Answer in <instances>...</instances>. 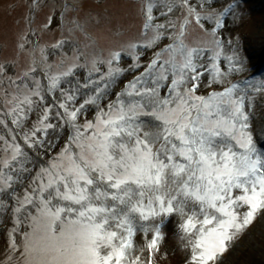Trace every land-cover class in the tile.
Returning a JSON list of instances; mask_svg holds the SVG:
<instances>
[{"label":"snow or ice","instance_id":"6c2138e0","mask_svg":"<svg viewBox=\"0 0 264 264\" xmlns=\"http://www.w3.org/2000/svg\"><path fill=\"white\" fill-rule=\"evenodd\" d=\"M176 7L187 9L176 39L155 52L141 75L109 101L106 109L100 102L108 83L123 71L118 64L122 54L126 52L136 61L134 67L139 66L136 42L122 44L106 57L94 55L90 61L76 56L74 63L58 73H52L41 49L44 67L40 71L47 83L35 79V67L24 73L25 79L31 77V86L25 84L26 92L13 110L12 122L22 128L17 113L26 117L34 108H43L38 126L23 132L27 146L37 150L45 146L47 140L38 133L47 137L49 129L59 126L50 122L54 116L74 129L69 143L79 149L69 152L65 148L59 163L41 170L32 193L17 201V212L25 205L35 209L34 215L26 217L30 230L23 231L19 242L25 264H125L137 231L145 237L151 233L147 250H158L163 218L172 214L180 219L181 239L191 247L193 264H216L229 242L252 224L257 212L264 214V152L254 143L246 111L251 94L238 82H229L244 70L238 36L227 41L231 54L225 57L226 69L219 60L225 48L221 18L239 5L229 3L216 12L212 0H200V11L190 0H145L141 6L147 40L144 47H158L168 28L176 27L171 21L155 23L154 10L171 13ZM193 22L208 36L202 45L185 43L187 27ZM205 22L210 27H205ZM63 45L59 41L54 47L62 49ZM79 68L88 72V80L95 86L82 103L79 81L75 88L61 87ZM3 70L0 65V72ZM206 72H210L208 87L221 88L197 95L200 77ZM93 74L97 80L92 79ZM166 81L170 87L165 97L159 89ZM250 87L264 92V82L259 88ZM56 92L61 99L53 112L41 102ZM87 105H96L98 115L95 121L80 125L79 116ZM141 116H150L157 123L146 126ZM13 147L14 161L17 155L26 159L19 145ZM3 163L10 170L8 161ZM20 168L24 170L23 163ZM12 179L9 172L0 171V193ZM13 247H17L15 241ZM127 264H141L140 257ZM146 264H152L151 258Z\"/></svg>","mask_w":264,"mask_h":264},{"label":"rangeland","instance_id":"374dc122","mask_svg":"<svg viewBox=\"0 0 264 264\" xmlns=\"http://www.w3.org/2000/svg\"><path fill=\"white\" fill-rule=\"evenodd\" d=\"M33 1L37 5L35 14L30 12V5ZM178 2L179 0H177ZM143 3H145V0H0V65H3L4 68L0 72V89L6 97V105H8L10 113L13 114L16 104L25 94V84L31 86V77L25 79V72L35 67V79L45 84L41 80L43 73L40 69L44 67L41 49L45 50L43 55L47 56V63L52 66V73H58L74 63V57L76 56L83 55L90 61L94 55L102 53L106 57L110 50L117 49L120 45L129 41L136 42L139 45V66L134 67L136 61L126 52L122 54L118 64L123 71L108 83L105 95L100 102V107L106 109L109 101H114L117 94L128 88V86L121 88L119 82L123 80V76L136 71L143 72L154 57V53L176 39L180 32L179 26L184 17L187 16V9L183 7H176L171 13H167V9L154 10L155 23L167 25L171 21L176 27L168 28L165 34L166 38L158 47H144L147 40L143 28L144 15L141 12ZM190 3L200 11L198 8L200 0H190ZM229 3L238 4L239 7L228 11L221 18L223 27L220 29V36L225 42V48L219 60L221 67L226 69L228 62L225 57L231 54L227 48V41L238 36L239 56L243 61L244 70L242 73L230 77L229 82L237 80L236 82L239 83L241 88L249 89L251 98L246 101V111L250 114L249 131L253 135L257 148L264 152L260 148L261 143H264V92H254L250 87L254 84L259 88L260 84L264 82V66L260 73L242 80L243 77L250 76L254 69L258 67L259 53L264 52V0H212V9L220 12ZM76 8L77 10L73 11ZM162 11L166 15H162ZM74 14L80 17V19H77L80 25L79 28L75 27L70 18L75 17ZM205 27H210V24L205 22ZM122 34L123 36H121ZM150 35L151 33H149ZM207 39V34L194 22L189 24L184 36L186 44L190 46L202 45ZM59 41L64 42L62 49L54 47ZM21 44L24 45L23 48L20 47ZM84 62L83 59L79 61L81 64ZM92 79L97 80L98 77L93 74ZM209 79L210 72H206L200 77V87L197 90V95H207L213 89L220 90L221 86L219 85H214L210 89L208 87ZM77 81H79L78 99L82 103L83 99L88 95H92L95 89V86L89 82L88 72L85 69H77L76 74L66 78L61 87L64 89L75 88L77 87ZM169 82H163L160 87L161 96H163V90ZM85 83L89 84L87 88L83 87ZM55 97L58 102L61 99L60 93L56 92ZM34 99L36 98L34 97ZM41 103L51 106L53 112L56 111V103L50 100L49 95H46L45 100ZM61 111L63 110L61 109ZM42 112L43 108L37 107L27 112L26 117L20 113H17V115H21L23 128L30 131L34 125H37ZM97 115V106L87 105L79 116V124L83 125L86 120L95 121ZM142 117L141 120L146 126L151 127L157 123L150 116H145L144 119ZM50 122L59 125L60 137L57 141V136L54 133H48L45 137L44 132H41V138L47 140L45 144L47 146L45 153L47 154L39 155L37 158H39L38 161L46 163V156H50L54 164L65 149L59 143L65 142L66 131L65 124L54 116H52ZM6 124L8 127L7 120L4 122L0 119V138L3 143L1 145L2 151L0 150V171H6L10 174L15 163L11 156L14 155V143L11 145L8 141L10 135L8 128L10 127H5ZM72 132L75 135L73 128ZM69 152H75L74 148ZM25 154L26 159L25 156L18 158L20 163L26 165L28 172V178H21L20 171L17 174L16 181L21 178V181L18 182L21 185L20 192L15 197L12 195L9 202L4 197V192L0 193V201H3V206H0V226H5L0 231V264H25L23 257L19 255V242L23 239V231L30 230L27 219L25 221V214L27 217L29 213L34 215L35 209L30 205H25L17 212L19 207L17 201H22L25 194H31L33 189L37 187L40 178L39 174L32 176L34 162L30 159L33 154L30 152ZM5 160L8 161L10 170L4 167L3 162ZM20 163H17L16 170L20 169ZM38 169L39 172L42 170ZM12 183L17 182L12 180ZM0 185H3L2 180H0ZM237 194H239L238 191ZM244 210L246 209H240L241 212ZM173 216L175 218L172 225L162 231L163 238L158 244V250L155 252H150L146 247L151 239V233L145 237L143 233L137 231L133 238V248L128 250L126 254L125 264L129 259H134L137 256L140 257L141 264H146L150 258L152 264H193L191 261V247H186L187 240L181 239L184 233L179 227L180 219L176 214H173ZM249 236H253L249 243L253 246L252 255L256 256L253 260H259L255 261V264H264V214L259 211L252 224L243 229L233 241L229 242L227 251L219 257L216 264H224V262H227L226 264H237L235 262L242 259V253H235L237 257L235 261L229 255L233 254L238 246H243L244 241ZM14 241L17 244L16 248L13 247ZM250 259L252 257L249 255L248 260Z\"/></svg>","mask_w":264,"mask_h":264},{"label":"bare ground","instance_id":"6f19581e","mask_svg":"<svg viewBox=\"0 0 264 264\" xmlns=\"http://www.w3.org/2000/svg\"><path fill=\"white\" fill-rule=\"evenodd\" d=\"M253 237V236H252ZM252 237L249 236V238L247 240L244 241V245L243 246H238L237 248H235V252H233V254H230L229 256L231 258H233L235 261L237 259V257L235 256V253H242V259H239V261L235 262L237 264H239V262H241V264H243L245 262V264H255V261H259L257 259L253 260L256 256H254V254L252 255V245H249L250 243V239H252ZM262 239V238H260ZM249 255L252 257V259H249ZM227 262H224V264H226Z\"/></svg>","mask_w":264,"mask_h":264}]
</instances>
